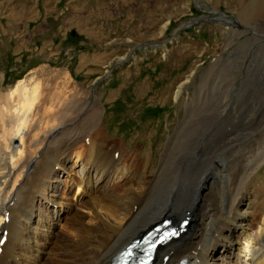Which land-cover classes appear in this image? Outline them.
<instances>
[{"label": "rangeland", "instance_id": "374dc122", "mask_svg": "<svg viewBox=\"0 0 264 264\" xmlns=\"http://www.w3.org/2000/svg\"><path fill=\"white\" fill-rule=\"evenodd\" d=\"M57 1L47 0L38 11L37 0H0V93H3L0 95H5L18 80L41 74L38 80L41 79L43 89L60 91L68 100L77 99L76 117L70 120L73 123L67 121V125H62L64 130H57L53 143L45 141V149L39 150L33 160L36 168L45 169L51 162H56L53 157L61 160L67 153L83 148L87 138L82 137L89 136V130L95 124L93 119H87L92 106L103 111L98 124L108 145L102 155L109 153L111 157V153H117L114 160L119 164L118 170L124 169L121 170L125 174L124 180L118 172L111 175L120 190L124 189L129 164L133 162L139 163V171L153 175L154 168L162 161L169 136L177 134L181 123L186 125L187 115L191 117L187 121L196 122L200 130L193 132L191 122L187 124L190 132L178 135L175 151L180 148L187 154L182 162H194L191 157L194 151L199 153L197 159L201 162L221 156L228 165V175H223L222 179L236 168L240 174L242 162H263L264 33L258 34L255 26L264 25V20L255 21L254 29L248 26L239 17L240 0ZM59 6L64 13L72 9L79 12L64 26L66 31L60 48L56 43V46L49 45L53 35H58L52 29L53 25L45 32L41 22L46 8L52 13ZM198 18L204 20L178 30ZM150 43L164 44L155 50L142 48ZM135 47H139L134 50L135 57L111 71L114 64L130 56ZM100 77L102 79L96 82ZM180 86L179 97L175 99ZM74 135L80 140L73 145ZM56 140L61 144H54ZM67 140L71 143L69 147ZM74 157L67 167L81 177L84 169L76 164ZM93 158H99L98 154ZM121 161H128L127 166L124 167ZM262 166L253 185L264 184V163ZM237 174L235 177H239ZM65 180L68 183L61 174L57 180L61 182L59 189ZM193 187L188 186L189 189ZM49 195L58 199L61 194L51 192ZM85 220L89 222L91 217ZM63 224H56L57 232L66 230ZM66 232L69 233L68 228ZM46 246L53 245L50 241ZM62 259L69 257L63 255Z\"/></svg>", "mask_w": 264, "mask_h": 264}, {"label": "bare ground", "instance_id": "6f19581e", "mask_svg": "<svg viewBox=\"0 0 264 264\" xmlns=\"http://www.w3.org/2000/svg\"><path fill=\"white\" fill-rule=\"evenodd\" d=\"M240 1L239 17L254 29L255 21L264 20V0ZM255 28L258 34L264 33V25L258 24ZM40 75L18 80L5 95H0V239L6 231V240L0 245V264H112L123 246L152 224L163 217L176 222L186 215L191 219L187 232L159 250L157 264H177L181 259L186 264H264V184L253 185L264 159L263 162H242L240 174L236 168L225 179L222 178L228 175V165L221 156L201 162L197 159L199 153L194 151L191 155L194 162H182L187 154L180 148L175 151V141L178 135L190 132L187 124L192 121H187L191 118L187 115L186 125L180 124L185 127L180 130L182 126H179L177 134L169 136L162 161L154 168L153 175L139 171V163L133 162L129 164L124 189L120 190L111 175L118 172L124 180V169L118 170L119 164L108 152L102 155L108 145L98 124L103 111L92 106L87 119H93L95 124L89 128V145H82L73 158L83 167V176L76 177L66 166L73 156L71 153H65L61 160L53 157L56 162H49L40 170L34 158L45 141L53 143L57 130L73 121L77 102V99L68 100L60 91L49 92L46 86L43 89L41 79L38 80ZM180 90L181 86L175 99ZM192 124L193 132L200 128L196 122ZM74 136L75 139L70 137L73 145L80 140ZM55 148L60 151L59 147ZM47 152L44 151L45 155ZM93 152L98 154L96 160ZM121 162L127 166L128 161ZM34 167L36 169L32 170ZM57 167L59 172L55 170ZM58 173L69 182L56 201L49 197V192H58L61 185L56 184ZM192 185L194 187L189 189ZM78 193L80 197L76 196ZM11 202L15 206H10ZM50 204L59 208H51ZM87 217H91L89 222L85 220ZM60 219L64 221L63 229L68 228L69 233L55 230L53 222ZM50 241L53 246L47 247ZM63 255L69 259L63 260ZM165 255L169 256L166 263L163 262Z\"/></svg>", "mask_w": 264, "mask_h": 264}, {"label": "crops", "instance_id": "0c3cea01", "mask_svg": "<svg viewBox=\"0 0 264 264\" xmlns=\"http://www.w3.org/2000/svg\"><path fill=\"white\" fill-rule=\"evenodd\" d=\"M54 2H58L57 0H54ZM37 3L40 4V7H38V11L43 9L41 6L44 3H47V0H37ZM79 12H75L73 9L69 13H64V10H62V6H59L56 9V12L49 13V10L46 8V12L43 14L44 18L43 23L45 32L49 31V25H53V30L55 32H58V35L54 34L53 37L50 40L51 44L57 43V46H60L61 41L64 39V32L66 31L64 29V26L67 25L68 20L71 19L72 16L77 15ZM35 17L37 16V12L34 13ZM34 17V18H35ZM50 18V20L48 18ZM50 29V31L52 30Z\"/></svg>", "mask_w": 264, "mask_h": 264}, {"label": "water", "instance_id": "95a60500", "mask_svg": "<svg viewBox=\"0 0 264 264\" xmlns=\"http://www.w3.org/2000/svg\"><path fill=\"white\" fill-rule=\"evenodd\" d=\"M204 19H194V20H192V21H190V22H188L187 24H185V25H182L180 28H189L190 26H192L193 24H196V23H198V22H200V21H203ZM206 20V19H205ZM211 21V20H210ZM179 28V29H180ZM178 29V30H179Z\"/></svg>", "mask_w": 264, "mask_h": 264}]
</instances>
